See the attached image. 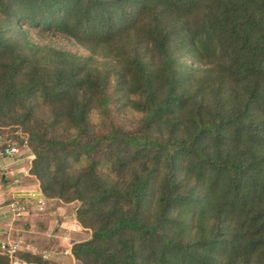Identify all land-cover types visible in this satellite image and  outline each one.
<instances>
[{
	"label": "trees",
	"instance_id": "16d2710c",
	"mask_svg": "<svg viewBox=\"0 0 264 264\" xmlns=\"http://www.w3.org/2000/svg\"><path fill=\"white\" fill-rule=\"evenodd\" d=\"M11 126L0 150L31 149L41 194L78 203L76 264H264V0H0Z\"/></svg>",
	"mask_w": 264,
	"mask_h": 264
},
{
	"label": "rangeland",
	"instance_id": "374dc122",
	"mask_svg": "<svg viewBox=\"0 0 264 264\" xmlns=\"http://www.w3.org/2000/svg\"><path fill=\"white\" fill-rule=\"evenodd\" d=\"M30 38L39 44H48L55 48L76 52L80 55L89 54L86 49L76 43L73 39L57 33L37 34L36 31H31ZM111 111L113 113V119L122 125L125 124L127 127H130V123H134L139 118V115L136 112H120V108H118V106L114 104H112L111 106ZM117 112H119V114H117ZM22 136V133L17 127L15 128L14 126H11L0 128V142L5 141L8 137L14 140H18ZM18 154H21L22 157H25L27 155V158L24 161H21V158H17L19 156L17 154L13 155L15 156V158H12L13 156L7 158L3 156L0 151V206L8 202L9 194L7 193V190L10 187H14L16 185L17 188H32L35 186L33 184L32 178L22 175V171L24 170L23 166H27L25 165V162L26 164L28 162V165H30V161L33 158L31 149L20 147ZM15 180L18 181L15 182ZM58 204L59 203L54 202L51 204V206L46 205L47 209L45 211L43 209H38V212L40 211V214L37 215V219L31 225L27 222L28 226L26 227V224H24L22 221L15 219L12 222L13 228L10 231V238L13 240L17 239L15 233L17 231H20L23 235V240L26 239L28 241L30 239H34L39 247L50 246L51 248L53 246V249H55V251H59L61 253L63 245H60L59 241L61 236V232L59 231V216L55 214L53 215V213H51V209H55ZM77 204L76 202H74V207L78 206ZM72 230H74V228ZM74 232L75 233H72V238L68 237L67 242L84 240L90 236V230L88 228L78 227L77 231ZM61 262L64 264H76V261L71 258L70 260L67 258H62Z\"/></svg>",
	"mask_w": 264,
	"mask_h": 264
},
{
	"label": "crops",
	"instance_id": "0c3cea01",
	"mask_svg": "<svg viewBox=\"0 0 264 264\" xmlns=\"http://www.w3.org/2000/svg\"><path fill=\"white\" fill-rule=\"evenodd\" d=\"M17 155H19L17 158L18 159L21 158L20 159L21 161H24L27 158V155L25 157H22L21 154H17ZM12 158H15V156H13ZM25 165H27V166H23L24 170L22 171V175L27 176L29 178H32L33 184L35 186L32 188H30V187L17 188L16 185L14 187H10L7 190V193L9 194L8 201L10 200V197L13 194H17V192L28 191V190L40 191L39 186H38V181L35 179L34 176L29 174L28 170H29L30 165H28V162H27V164L25 162ZM16 181H18V180H15V182ZM30 202H32V201L30 200ZM54 202L59 203L58 206L55 207V209H51V213H53V215L55 214V215L59 216V218H58V220L60 222L59 231L61 232V236H60L59 241H60V245H63L61 253L59 251H55V249H53V246L51 248H50V246L39 247L38 244H36L34 239L33 240L30 239L28 241L26 239L23 240L22 239V236H23L22 233L20 231H17L15 233L17 239L14 240V241H17L19 243V248H18L17 252L29 253L31 255L36 256L39 259L36 261L24 260L21 257L17 258L16 256H14L11 259L12 260L11 264H64L61 262L62 258H67L69 260H70V258L73 259L72 255L69 252V248L75 241L74 242H72V241L67 242L68 241L67 239H68V237L72 238V233H75L74 231H77V228L81 227L75 218L76 206L74 207V202L63 203L59 200L46 199L45 204H44L42 209L45 211L47 209L46 205L51 206V204ZM6 203L4 205L1 204L2 206H0V242L1 241H9V242L13 241V239L10 238V231L13 228L12 222L15 219L22 221L24 224H26L25 225V227H26V226H28L27 222L31 225L37 219L36 218L37 215L40 214L39 213L40 211L38 212V209L34 206V204L31 203L32 205H30V208H28V210L20 218H13L8 213V211L5 207ZM68 211H69V213H68ZM7 219H8V221H7ZM73 228H74V230H72ZM14 229H16V228H14ZM63 239H66V240H63ZM68 264H70V263H68Z\"/></svg>",
	"mask_w": 264,
	"mask_h": 264
},
{
	"label": "built area",
	"instance_id": "2783aa9c",
	"mask_svg": "<svg viewBox=\"0 0 264 264\" xmlns=\"http://www.w3.org/2000/svg\"><path fill=\"white\" fill-rule=\"evenodd\" d=\"M1 151V154L5 157L13 156L14 154L19 153V148L12 144L5 146ZM30 200L32 202H30ZM46 198L36 190H28L17 192L10 197V200L6 203L5 207L8 213L13 218H20L27 210L30 208V205L34 206L41 210L45 204ZM32 203V204H31ZM19 248V243L17 241H1L0 242V251L12 259Z\"/></svg>",
	"mask_w": 264,
	"mask_h": 264
}]
</instances>
